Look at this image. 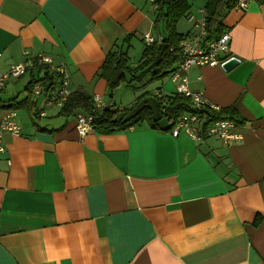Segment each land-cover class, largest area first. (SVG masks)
<instances>
[{
    "label": "crops",
    "instance_id": "crops-1",
    "mask_svg": "<svg viewBox=\"0 0 264 264\" xmlns=\"http://www.w3.org/2000/svg\"><path fill=\"white\" fill-rule=\"evenodd\" d=\"M154 11L149 0H0V71L47 55L72 90L105 101L107 53L119 44L136 61L143 34L156 35ZM223 23L240 63L194 65L188 77L235 110L242 138L231 144L146 122L81 136L75 116L30 101L37 71L7 83L0 117L16 109L22 132L6 133L0 153V264H264V0ZM156 88L175 92L169 75Z\"/></svg>",
    "mask_w": 264,
    "mask_h": 264
},
{
    "label": "trees",
    "instance_id": "trees-1",
    "mask_svg": "<svg viewBox=\"0 0 264 264\" xmlns=\"http://www.w3.org/2000/svg\"><path fill=\"white\" fill-rule=\"evenodd\" d=\"M154 1L156 4L154 11L156 37L150 44H144L139 58L136 61H132L128 47L125 49L124 46L119 44H115L105 57L100 74L107 82V92L111 99L114 96L115 90L123 84L141 91L145 83L157 78H164L175 68L176 63L183 58V48L180 42L190 35V30L186 33L178 32L177 24L180 19L191 13V0ZM236 1L205 0V42L214 41L228 30L223 22L227 13L234 8ZM160 36L161 40L159 39ZM42 68L48 69L49 64L35 65L33 71H37L38 75L32 76L30 86L35 80L45 82L47 79H52L50 74L40 78ZM147 94L153 93L145 91L142 97H137L132 104L124 106L121 110H114L112 108H98L94 103L92 94L84 89H76L70 94L58 114L68 119L81 112H85L93 116V125L97 131L114 132L126 129L131 125H140L143 122H146L152 128L167 130L174 124L181 113L190 110L189 100L180 94L173 93L168 95V102L164 110H161L162 116L166 117L169 121L166 126H158L157 121L152 119V111L149 107L144 108L129 121L124 122L125 115ZM0 101L2 102L1 99ZM210 113L213 117L223 116L235 119L238 117L232 108Z\"/></svg>",
    "mask_w": 264,
    "mask_h": 264
},
{
    "label": "built area",
    "instance_id": "built-area-1",
    "mask_svg": "<svg viewBox=\"0 0 264 264\" xmlns=\"http://www.w3.org/2000/svg\"><path fill=\"white\" fill-rule=\"evenodd\" d=\"M248 0H238L237 7L245 8ZM195 32L188 38L182 41L183 58L179 62L177 69L173 72L172 80L177 83V89L180 93L190 97L193 101V106L197 110L207 108L208 102L203 97L201 92H194L188 88L187 72L193 64H209L211 66L222 65L226 60L224 57L228 51L229 34L225 33L218 39L211 42H204L205 39V19L199 18L194 22ZM146 39L152 41V36L147 33ZM222 56V58H221ZM36 63H50L51 71H56L59 77L50 84L42 82H35L32 86L33 98H38L41 95L45 96L46 103L63 105L71 94L69 87L70 74L64 65H54L52 59L47 56H39L35 60H29L12 65L5 73L0 72V91L7 79L11 77H18L23 74L28 68L33 67ZM95 101L99 107L104 108L105 104L102 102L99 95L94 96ZM44 111L41 115H44ZM206 119V115L198 113H188L181 115L172 128V134L177 135L180 130H185L195 138H200L202 124ZM233 122L229 120H216L207 127V132L214 134L223 139L225 142H231L237 138L230 129ZM77 129L80 134L93 129V117L90 115L80 114L77 116ZM10 132L19 135L21 127L16 120V112L13 110L6 111L0 119V152L4 151L6 146L4 142L5 133Z\"/></svg>",
    "mask_w": 264,
    "mask_h": 264
},
{
    "label": "bare ground",
    "instance_id": "bare-ground-1",
    "mask_svg": "<svg viewBox=\"0 0 264 264\" xmlns=\"http://www.w3.org/2000/svg\"><path fill=\"white\" fill-rule=\"evenodd\" d=\"M149 2L151 3V5H152V8L155 10L156 9V4H155V1L154 0H149ZM249 2H250V0H248V3H247V6L249 5ZM237 3H238V0L236 1V3H235V5H234V8H236V9H240V10H245L246 8H247V6L245 7V8H240V7H237ZM204 18L205 19V10H204V7L203 8H201L200 9V14L198 15V16H195V15H193L192 13H189V15H188V19H189V21H190V23H191V27H190V35H192L194 32H195V27H194V22H195V20L196 19H199V18ZM205 22H206V20H205ZM206 29V28H205ZM147 33H149L151 36H152V41L155 39V35H153L151 32H145L144 34H143V42L145 43V44H150L152 41H148L147 39H146V34ZM225 33H227V34H229V41H228V51L225 53V55H224V57H226V60H228V59H230L231 57H233V56H235V55H232L230 52H229V46H230V39H231V34H230V32H229V30H227V31H225L223 34H225ZM222 34V35H223ZM189 35V36H190ZM222 35H220V36H222ZM189 36H187L186 38H188ZM219 36V37H220ZM218 37V38H219ZM186 38H184L183 40H185ZM217 38V39H218ZM159 39L161 40V36L159 37ZM183 40H181V42H180V45H181V47H182V41ZM205 40V39H204ZM216 40V39H215ZM205 42V41H204ZM47 56V55H43V54H39V55H36V56H31V57H28V58H26L24 61H21V62H26V61H29V60H35V58H37V57H39V56ZM47 57H49V56H47ZM236 57V56H235ZM51 58V57H50ZM221 58H222V56H221ZM238 58V57H237ZM52 59V58H51ZM182 60V58L176 63V65H175V68L171 71V72H169V77H170V80L174 83V85H175V92L174 93H177V94H180V95H182V96H184L185 98H187L188 100H189V103H190V110H186V111H184L183 113H181L179 116H178V118L181 116V115H183V114H188V113H198V114H200V115H203V114H205L206 115V119L204 120V121H202L203 122V124H202V130L203 131H201V134H200V138H195L194 136H192L190 133H188V132H186L185 130H180L179 131V133L181 132V131H184V132H186V133H188L190 136H192L196 141H198V142H202V141H204L206 138H208V137H215V138H217V139H219V140H221V141H223L224 143H226V144H231L232 142H235V141H237V140H239V139H241L242 138V135L241 134H238V133H235L234 131H233V129L235 128V126H236V122H237V119H235V118H232V117H221V116H219V117H213L212 116V114L210 113V112H213V113H216V112H219L220 110H221V108L219 107V106H217V105H215V104H213V103H211L207 98H206V96L204 95V93H202L203 94V97L207 100V102H208V106H207V108H203V109H200V110H197L196 108H194V106H193V101H192V99L190 98V97H188V96H186V95H184L183 93H180L179 91H178V89H177V83H175L173 80H172V76H173V72L177 69V67H178V64H179V62ZM225 60V61H226ZM224 61V62H225ZM240 58L238 59V63H237V65L240 63ZM21 62H19V63H21ZM52 62H53V64L54 65H64L65 66V68L67 69V71L69 72V74H70V81H71V73H70V71H69V69L67 68V66L65 65V64H55L54 63V61H53V59H52ZM223 62V63H224ZM223 63H222V65H215V66H221L222 68H223ZM15 64H18V63H15ZM38 66H41V65H43V64H49V68L47 69V68H45V69H43L42 68V72H41V74H40V78H42L43 76H45V75H48V74H50L51 75V77H52V79L51 80H49V79H47V81H45V82H43L42 80H35V81H33V83L31 84V86H30V96H29V98H30V101L31 102H33V104H36V102L41 98V97H43L44 95H41L40 97H38V98H33V96H32V86H33V84L35 83V82H42V83H44V84H50V83H52V81H54V79H55V76H57V78L59 77V74L56 72V71H51L50 70V67H51V64L50 63H42V64H38V63H36ZM35 64V65H36ZM12 65H14V64H12ZM12 65H10V67L12 66ZM35 65L33 66V67H31V68H28L23 74H21L20 76H18V77H11V78H9V79H7L6 80V82L4 83V86L2 87V89H1V91H0V94H1V92L4 90V88L6 87V85H7V83L9 82V81H11V80H15V79H18V78H20L21 76H23L24 74H26L27 72H29V71H31V70H34L35 69ZM194 65H200V64H193V65H191L190 67H189V69H188V72H187V77H188V73H189V71H190V68L192 67V66H194ZM202 65H209V64H202ZM209 66H211V65H209ZM9 67V68H10ZM9 68H8V70H9ZM224 69V68H223ZM7 70V71H8ZM7 71H5V72H7ZM0 72H2V71H0ZM5 72H2V73H5ZM167 76V75H166ZM56 80V79H55ZM70 81H69V87H70V89H71V86H70ZM188 88L191 90V91H194V92H200V91H196V90H193V89H191L190 88V86H189V77H188ZM151 91V93H153V94H147V95H145L144 97H149V96H152V97H155L156 99H157V101H158V103H159V105H160V114H161V119H166L167 120V124H168V119L166 118V117H163L162 116V109L164 110V107H165V105L167 104V102H168V94H164L159 88H156V89H154V90H150ZM73 92V90L71 89V93ZM142 94L143 93H141L139 96H141L142 97ZM173 94V93H172ZM95 95H99L100 96V98H101V100H102V102L105 104V107L104 108H102V107H99L98 105H97V102L95 101V99H94V96ZM170 95V94H169ZM70 96V95H69ZM68 96V97H69ZM92 96H93V100H94V103H95V105L98 107V108H100V109H105V108H112V109H114V110H121V109H123V107L124 106H119V107H117L116 106V104L115 103H106L103 99H102V97H101V95L100 94H92ZM138 96V97H139ZM44 99H45V96H44ZM68 99V98H67ZM143 99V98H142ZM141 99V100H142ZM67 101V100H66ZM65 101V102H66ZM45 102H46V99H45ZM161 102H162V106H161ZM1 105H2V102L0 101V107H1ZM46 105H48V106H56V107H59V108H61L63 105H56V104H51V105H49V104H47L46 103ZM9 110H13V111H15L16 112V120H17V122H18V119H17V111H16V109H13V108H11V109H9ZM9 110H7V111H9ZM42 111H44V115H41V112ZM6 112V111H5ZM4 112V113H5ZM4 113H1V116L4 114ZM80 114H84V115H89V114H87V113H85V112H81V113H79V114H77L76 116H75V118H76V128H77V116L78 115H80ZM46 115V111H45V109L43 108V109H40L39 111H38V116L39 117H43V116H45ZM90 116H92V115H90ZM93 117V116H92ZM178 118L175 120V122H174V124L176 123V121L178 120ZM0 119H1V117H0ZM216 120H229V121H232L233 122V126L231 127V129H230V131H231V133H233L235 136H238L237 138H235V139H233L231 142H225L223 139H221V138H219V137H217L216 135H214V134H210V133H208L207 132V127L210 125V124H212L213 122H215ZM18 124H19V122H18ZM166 124V125H167ZM174 124L173 125H171V127L169 128V131H170V133L172 134V128H173V126H174ZM20 125V124H19ZM165 125V126H166ZM132 126V125H131ZM131 126H129V127H131ZM159 126V125H158ZM21 127V126H20ZM160 127H164V126H160ZM92 130H96L95 128H94V125H93V129ZM92 130H90V131H92ZM77 131H78V129H77ZM89 132V131H88ZM7 133H10V132H7ZM79 133V132H78ZM87 133V132H86ZM85 133V134H86ZM178 133V134H179ZM6 134V133H5ZM11 134H13V133H11ZM177 134V135H178ZM14 135H16V134H14ZM19 135H21V132H20V134ZM79 135H81L82 136V134H80L79 133ZM84 135V134H83ZM173 135V134H172ZM177 135H173V136H177ZM4 142H5V135H4ZM5 146H6V148H7V145H6V142H5ZM6 148H5V150L4 151H2V152H5L6 151ZM1 153V152H0Z\"/></svg>",
    "mask_w": 264,
    "mask_h": 264
},
{
    "label": "rangeland",
    "instance_id": "rangeland-1",
    "mask_svg": "<svg viewBox=\"0 0 264 264\" xmlns=\"http://www.w3.org/2000/svg\"><path fill=\"white\" fill-rule=\"evenodd\" d=\"M191 3H192L191 13L195 16H198L200 14V9L203 8L205 5V0H191ZM190 27H191V23L188 19V16H184L182 19H180V21L177 24L178 30L184 33H186L190 29ZM55 79H57V76H55ZM160 80L161 79L157 78V79L151 80L150 82L145 83L143 87L141 88L140 92H138L137 89H134L130 86L123 84L121 87L115 90L113 99H111L108 95L105 96V99H106L105 102H109V100L110 101L113 100L117 107L124 106L128 100L133 99L132 98L133 95L137 97L139 93L150 91L151 89L155 88V86L159 85ZM23 94L26 95V91L25 92L23 91ZM55 110H57V107H48L47 113L48 114L55 113L54 112ZM20 114H22L21 117H22L23 122L24 123L27 122L25 120L27 118L25 115V111H20ZM57 118L64 119L63 116H57ZM50 119H52V117L44 118L43 122L48 121ZM21 132H22V127H21Z\"/></svg>",
    "mask_w": 264,
    "mask_h": 264
},
{
    "label": "water",
    "instance_id": "water-1",
    "mask_svg": "<svg viewBox=\"0 0 264 264\" xmlns=\"http://www.w3.org/2000/svg\"><path fill=\"white\" fill-rule=\"evenodd\" d=\"M237 57L233 56L230 59L226 60L223 63V68L225 71L231 70L234 66L238 63ZM149 107L152 111V119L157 121V124L159 126H165L167 124L166 119H161L160 114V105L155 97L149 96L144 97L142 100H140L131 110L128 114L125 115L123 121L127 122L132 117L136 116L141 110L144 108Z\"/></svg>",
    "mask_w": 264,
    "mask_h": 264
}]
</instances>
